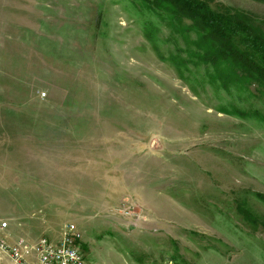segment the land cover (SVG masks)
<instances>
[{"label": "rangeland", "instance_id": "374dc122", "mask_svg": "<svg viewBox=\"0 0 264 264\" xmlns=\"http://www.w3.org/2000/svg\"><path fill=\"white\" fill-rule=\"evenodd\" d=\"M204 1L264 39V0ZM168 8L0 0L5 243L72 223L83 264H264V82Z\"/></svg>", "mask_w": 264, "mask_h": 264}, {"label": "trees", "instance_id": "16d2710c", "mask_svg": "<svg viewBox=\"0 0 264 264\" xmlns=\"http://www.w3.org/2000/svg\"><path fill=\"white\" fill-rule=\"evenodd\" d=\"M154 12L162 6L186 17L201 35L202 57L216 65L219 60L234 66L256 82H264V39L235 15L213 11L204 0H143Z\"/></svg>", "mask_w": 264, "mask_h": 264}, {"label": "built area", "instance_id": "2783aa9c", "mask_svg": "<svg viewBox=\"0 0 264 264\" xmlns=\"http://www.w3.org/2000/svg\"><path fill=\"white\" fill-rule=\"evenodd\" d=\"M0 252L14 264H83L85 255L80 233L72 223L64 226L57 240L41 237L33 245L21 241L9 245L0 238Z\"/></svg>", "mask_w": 264, "mask_h": 264}, {"label": "crops", "instance_id": "0c3cea01", "mask_svg": "<svg viewBox=\"0 0 264 264\" xmlns=\"http://www.w3.org/2000/svg\"><path fill=\"white\" fill-rule=\"evenodd\" d=\"M3 238L6 239L7 242H10L8 234H6ZM0 263L1 264H14L6 255L2 254L1 252H0Z\"/></svg>", "mask_w": 264, "mask_h": 264}]
</instances>
